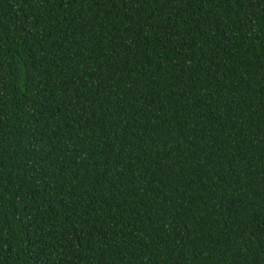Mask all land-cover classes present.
Returning a JSON list of instances; mask_svg holds the SVG:
<instances>
[{
	"label": "trees",
	"instance_id": "trees-1",
	"mask_svg": "<svg viewBox=\"0 0 264 264\" xmlns=\"http://www.w3.org/2000/svg\"><path fill=\"white\" fill-rule=\"evenodd\" d=\"M0 264H264V0H0Z\"/></svg>",
	"mask_w": 264,
	"mask_h": 264
}]
</instances>
